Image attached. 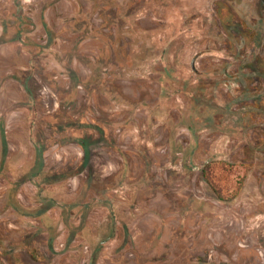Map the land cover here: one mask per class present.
<instances>
[{"label": "rangeland", "instance_id": "rangeland-1", "mask_svg": "<svg viewBox=\"0 0 264 264\" xmlns=\"http://www.w3.org/2000/svg\"><path fill=\"white\" fill-rule=\"evenodd\" d=\"M5 264H264L261 0H0Z\"/></svg>", "mask_w": 264, "mask_h": 264}, {"label": "trees", "instance_id": "trees-1", "mask_svg": "<svg viewBox=\"0 0 264 264\" xmlns=\"http://www.w3.org/2000/svg\"><path fill=\"white\" fill-rule=\"evenodd\" d=\"M0 264H5L1 254H0Z\"/></svg>", "mask_w": 264, "mask_h": 264}, {"label": "flooded vegetation", "instance_id": "flooded-vegetation-1", "mask_svg": "<svg viewBox=\"0 0 264 264\" xmlns=\"http://www.w3.org/2000/svg\"><path fill=\"white\" fill-rule=\"evenodd\" d=\"M262 4L264 5V0H261Z\"/></svg>", "mask_w": 264, "mask_h": 264}]
</instances>
